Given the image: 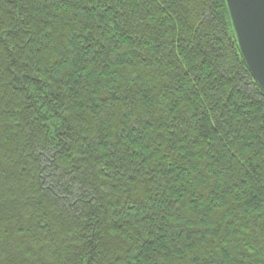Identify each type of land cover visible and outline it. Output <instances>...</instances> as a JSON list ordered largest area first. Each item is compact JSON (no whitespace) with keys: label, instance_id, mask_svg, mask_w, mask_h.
Returning <instances> with one entry per match:
<instances>
[{"label":"trees","instance_id":"16d2710c","mask_svg":"<svg viewBox=\"0 0 264 264\" xmlns=\"http://www.w3.org/2000/svg\"><path fill=\"white\" fill-rule=\"evenodd\" d=\"M0 264H264L225 0H0Z\"/></svg>","mask_w":264,"mask_h":264},{"label":"water","instance_id":"95a60500","mask_svg":"<svg viewBox=\"0 0 264 264\" xmlns=\"http://www.w3.org/2000/svg\"><path fill=\"white\" fill-rule=\"evenodd\" d=\"M241 55L264 90V0H225Z\"/></svg>","mask_w":264,"mask_h":264}]
</instances>
